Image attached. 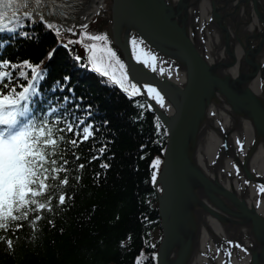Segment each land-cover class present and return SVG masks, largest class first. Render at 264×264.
Returning a JSON list of instances; mask_svg holds the SVG:
<instances>
[{
  "label": "water",
  "instance_id": "water-1",
  "mask_svg": "<svg viewBox=\"0 0 264 264\" xmlns=\"http://www.w3.org/2000/svg\"><path fill=\"white\" fill-rule=\"evenodd\" d=\"M87 5L129 83L164 97V107L134 97L167 133L153 182L156 264H264V0Z\"/></svg>",
  "mask_w": 264,
  "mask_h": 264
},
{
  "label": "trees",
  "instance_id": "trees-1",
  "mask_svg": "<svg viewBox=\"0 0 264 264\" xmlns=\"http://www.w3.org/2000/svg\"><path fill=\"white\" fill-rule=\"evenodd\" d=\"M32 20L35 22L25 21L22 29L30 33V39L18 33L0 34V41L5 42L0 49V60L17 64L29 61L46 70L39 89L42 96L33 105L37 119L47 111L49 101L55 106L57 100L63 102V97L68 96L73 101L66 106L69 111L80 105V110L75 111L77 116L83 115L82 109L92 106L90 120L98 131L94 140L76 149L80 160L65 152L70 162L69 184L63 187L65 205L57 207L54 197L53 210L42 213L44 218L35 227L19 221L24 226L15 232L0 230V235L13 241L11 249L0 241V264H135L141 253L143 264H156L161 227L152 180V172L157 177L158 169L151 165L156 158L162 160L167 139L165 127L147 107H138V104L146 105L143 98L129 99L106 82V78L90 70L84 44H77L76 54L74 49L69 48L70 51L62 46L69 39L80 38V33L99 34L101 29L96 20L83 32L75 30L73 35L62 31L60 37L39 20ZM50 52L53 55L49 59ZM76 55L83 59L77 62ZM97 56L106 61L107 52L98 50ZM117 57L123 63L120 53ZM64 77L69 78L64 90L52 92L56 81L64 84ZM109 141L103 157L89 163L96 149ZM101 163L109 167L101 168ZM79 164L85 167L78 169ZM77 176L79 180L75 179ZM154 231L159 234L155 243L152 242Z\"/></svg>",
  "mask_w": 264,
  "mask_h": 264
},
{
  "label": "snow or ice",
  "instance_id": "snow-or-ice-1",
  "mask_svg": "<svg viewBox=\"0 0 264 264\" xmlns=\"http://www.w3.org/2000/svg\"><path fill=\"white\" fill-rule=\"evenodd\" d=\"M66 14V0H0V34L18 33L30 39V33L22 29L25 27V21L34 23L32 18L38 15L40 23L53 31L57 37L61 36L62 30L76 35L72 28L64 29L62 25L52 22L65 18ZM81 27L86 28L87 25ZM79 37L76 40L69 39L62 46L69 49L70 45L84 44L89 53L87 60L90 70L106 78V82H110L111 85L118 86L129 99L137 95H146L149 100H155L160 107L165 106L164 97L157 88L138 86L135 82L129 83L127 72L124 71L125 65L108 46L105 35L84 32L80 33ZM4 43L0 41V49L4 47ZM132 43L135 45L136 41L133 40ZM98 50L107 52L106 61L97 56ZM52 55L50 52L49 59ZM74 59L80 62L83 58L76 55ZM151 61L152 71H156V57L151 56ZM160 72L163 73L164 69L161 68ZM46 75V70L40 65H34L29 61L17 64L0 60V230L3 231L19 230L24 226L17 223L19 221H27L29 225L35 227L36 222L44 218L42 213L53 210L54 197L57 207L65 205L63 187L69 184L67 165L70 163L65 157V152H70L75 160H80L81 156L77 154L76 149L86 141L94 140L98 131L94 122L90 120L93 114L92 106L82 109L83 115L77 116L75 111L80 110V105L76 104L75 109L69 111L66 106L73 101L68 96L63 97V102L57 100L55 106L49 101L47 111L40 118H36L33 105L35 99L42 96L39 89ZM68 80V77H64V84L56 81L51 91H63ZM138 107L154 110L151 104H138ZM140 116L142 118L143 112ZM159 127L158 124L157 128ZM69 133L70 137L67 135ZM108 143L110 141L96 149L89 163L103 157ZM160 163V159L156 158L151 167L158 169ZM84 167V164L78 165V169ZM100 167L107 169L109 165L101 163ZM75 179L79 180V177ZM152 180L156 181L155 171L152 172ZM261 191H264V188H261ZM48 223L52 224V221L49 220ZM0 241L5 242L9 249L13 246V241L5 239L2 235ZM228 244L247 251L242 245L233 244L231 241ZM217 251L219 253L220 250ZM225 255L230 258L231 252H225ZM143 259L144 254L141 253L135 264H143ZM225 264L229 262L226 261Z\"/></svg>",
  "mask_w": 264,
  "mask_h": 264
},
{
  "label": "bare ground",
  "instance_id": "bare-ground-1",
  "mask_svg": "<svg viewBox=\"0 0 264 264\" xmlns=\"http://www.w3.org/2000/svg\"><path fill=\"white\" fill-rule=\"evenodd\" d=\"M89 0H85V2H88ZM71 17L65 16L63 19H56L53 20V23H56L58 25L66 26V27H73L78 28L82 25H86L90 20V14L88 11V5L87 6H79L76 8H73L72 13H70ZM39 18L38 15L33 16Z\"/></svg>",
  "mask_w": 264,
  "mask_h": 264
},
{
  "label": "rangeland",
  "instance_id": "rangeland-1",
  "mask_svg": "<svg viewBox=\"0 0 264 264\" xmlns=\"http://www.w3.org/2000/svg\"><path fill=\"white\" fill-rule=\"evenodd\" d=\"M32 19H34V20H39V18H35V17H33ZM89 23H91V21H89ZM87 25V24H86ZM63 28L64 29H67V28H72L74 31L75 30H81L82 32H83V30L85 29V28H83V27H78V28H73V27H66V26H63ZM63 31V30H62ZM65 32H67V31H65ZM70 33V32H69ZM86 33H89V34H91V32L90 31H87ZM77 47V51H76V47ZM75 46L73 45L72 47H70V49H74L76 52H78V45L77 44H75ZM159 239V234H158V232L157 231H154L153 233H152V242L153 243H155L157 240Z\"/></svg>",
  "mask_w": 264,
  "mask_h": 264
}]
</instances>
